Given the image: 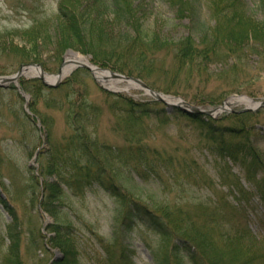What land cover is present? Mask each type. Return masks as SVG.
<instances>
[{
	"label": "rangeland",
	"instance_id": "rangeland-1",
	"mask_svg": "<svg viewBox=\"0 0 264 264\" xmlns=\"http://www.w3.org/2000/svg\"><path fill=\"white\" fill-rule=\"evenodd\" d=\"M58 1L0 0V43L7 45L11 41L9 34L4 32L5 29H26L37 21H41L42 24L37 22V25L48 27L54 34L52 26L56 18L54 15ZM97 1L103 6L99 7L98 20L94 13L91 15L96 18L92 23H101L103 31L113 39V45L119 50L123 48L129 37L132 40L133 36L138 34L133 32L143 26L147 33L146 37L149 36L148 41L137 39L134 41L135 47H141L148 42L143 48L152 46L155 49L153 52L147 51L146 55L147 58L152 55L158 66V69L149 71L151 79L155 81L156 89H161L160 91L168 95L180 96L208 109L217 107L224 99L234 95H248L254 100L264 98V63H257L258 55L253 52L234 65L231 58L204 57L202 54H196L192 62L187 61L186 67H178L177 61L180 57L174 55L172 41H177L188 34L197 41L201 31H213L217 23L231 15L228 8L226 12L221 10L218 15L220 20L215 21L216 3L212 2L213 0H186L193 9L183 15H178L174 7L176 5L166 0H133L137 8L132 15L139 21L138 24L130 26L137 27L132 28L134 31L130 32L126 24L112 14L111 9L116 8L112 5V0L110 3L106 0ZM239 2L236 3L244 10V17L250 16L253 23L255 19H261V11L255 6L254 0H239ZM63 3L77 5L78 2L63 0ZM55 35L57 36L56 33ZM70 50L86 56L94 64L91 53L68 48L59 54L54 44L49 42L41 51L42 62L46 65L45 71L50 74L56 73ZM9 59L14 60L9 58L8 53L7 55L0 53V67L4 66V71H0V74H11L18 69L20 64L15 62L16 60ZM127 60L130 61L128 58ZM33 75L32 70H27L20 78H32ZM108 80L109 84L98 81L89 69L76 66L61 78L59 84L64 83L62 86L43 91V94L36 98L23 89L19 81L17 84L11 81L0 85V181L7 186V189H4L0 182V195L5 198L4 192L10 193L12 197L10 203L20 219L21 231L19 228L18 230L21 235L19 248L22 264H48L50 259L63 257L70 250L73 251V243L77 244L80 257L88 264H105L102 257L107 255V251L100 243L99 237L105 240L111 239L112 230H122L123 226L118 216L124 205L104 187L94 183L87 186L82 194H71L69 189H64L66 194L62 195L63 203L58 205L57 200H54V204L57 208L68 212L61 222L64 223L63 227L68 231L69 236L65 231L61 232L62 245L46 248L39 241V234H43L44 237L53 236V231L47 230V227L51 225L54 217L45 210L40 212L38 199L35 203L28 201L30 183H34L36 193L40 191L39 170L43 164L51 163L53 146L63 147V140L65 141L67 134L72 131L71 114L77 113L93 135L115 145H121L124 137L131 136L116 127L119 119L121 125L123 119L127 120V115L113 111V106H106L110 104V98L106 94L103 97L99 89L118 92L135 100L148 102L152 99L156 100L144 89L132 86L124 80L110 76ZM163 87L167 90L162 89ZM18 89L23 90V93ZM85 100L103 104V107L98 112L92 108H83L84 110L79 112L75 108V103ZM159 102L167 106L164 102ZM246 105L245 102L234 100L230 106L233 109H241ZM256 112L258 114L252 126L254 132L248 136L228 139L223 149L218 148L219 145L209 139L199 136L190 126L184 124L183 119L180 123L171 120L164 126H157L159 122L156 119H146L150 128L159 127L155 133L146 138V142L164 150V154L169 156L170 160L160 163L157 162L159 157H151L152 164L157 162L158 171L155 173L158 176L142 162L135 161L140 167H146L150 173L142 177V180L136 174H133V178L120 175L118 177L120 185L128 189L132 197L160 208L166 207L175 211L181 209L185 211L187 219L192 220H199L200 210L209 212L214 206L217 207L214 209L217 213L219 206L214 199L227 195V198L241 207L233 208L225 205L227 210L231 209L230 217L235 219L246 211L252 224L250 229L256 232L264 221L263 192L254 189L256 184L254 181V184L244 183L245 192L240 193L234 187L233 193H230L222 175V172L223 174L228 172L227 179L234 182L236 178L240 180L243 167L245 168V164L255 156H259L264 161V107ZM177 125L181 126L180 130L177 129ZM70 152L73 156L77 153L73 150ZM189 171L193 172L197 182L193 183L185 179V173ZM201 176L202 182H199ZM46 178L54 182L56 175L49 173ZM37 180L39 183H36ZM9 219L10 215L0 201V264H3L9 255L10 240L5 234ZM44 237L41 238L42 243L45 242ZM117 237L120 238H116L115 245L123 241L132 250L129 256L133 264H152L151 248L169 243V238L161 235L150 224L136 218L133 219L131 228L119 233ZM113 251L117 256L115 253L118 254V248H113Z\"/></svg>",
	"mask_w": 264,
	"mask_h": 264
},
{
	"label": "trees",
	"instance_id": "trees-1",
	"mask_svg": "<svg viewBox=\"0 0 264 264\" xmlns=\"http://www.w3.org/2000/svg\"><path fill=\"white\" fill-rule=\"evenodd\" d=\"M110 1L106 0L108 3ZM166 1L176 5L174 7L178 15H183L193 9L186 0ZM77 2V5H74L73 3H63V0L58 1V8L54 15L56 18L52 26L54 34L48 27L43 25L45 27L43 28L37 25V22L41 21L35 22V25L26 29H5L4 32L9 34L11 41L9 44L7 43L8 46L0 43L1 55L8 53L9 58L16 60L15 62L18 64L37 61L45 67L41 51L46 44L52 42L59 54L68 48L91 53L93 62L123 73L140 76L151 86L156 87L149 71L158 69V66L152 55L149 58L146 55L147 51L153 52L155 49L152 46L143 48L144 44L148 42L141 47H135V40L148 41L149 36L146 37L147 33L143 26L139 29L130 27L138 24L139 21L132 15L134 9L137 8V5L133 4V0L111 1L112 5L116 6L111 9L113 10L112 14L126 24L128 31L132 32L134 31L132 28H134L136 30L133 33H138L133 36L132 40L129 37L121 50L113 45V39L103 31L101 23H92L100 17L98 11L99 7L103 5H99L97 0H77ZM212 2L216 3L214 15L217 18L215 21L220 20L218 15L221 10L226 12L228 8L231 15L217 23L213 31H201L197 41L191 34L172 41L174 55L180 57L177 61L178 67H186L187 61L192 62L196 54H202L204 57L231 58L234 65L253 52L258 55L257 63H264V0H254L255 6L261 11V19H255L254 23L250 16L244 17V10L236 3H240L239 0H213ZM218 5L220 6L218 7ZM93 13L97 16L96 18L91 17ZM240 16L242 17L239 19ZM132 54H134V59ZM0 68V71H4V66ZM137 68L139 69L137 70ZM19 82L21 87L29 91L35 98L41 96L43 91L57 89L64 84L47 86L36 77L19 78ZM162 89H166V87ZM99 91L103 97L106 94L110 98V104L106 106H113V111L127 115V120L123 119V126L119 119L117 121L119 124L116 127L131 136L124 137L121 145H115L93 135V132L87 128V124L77 113L71 114L72 131L67 134L65 141L63 140V147L53 146L51 163L43 164L39 170V175H41L40 191L36 193L34 183H30L29 203H35V200L38 199L40 212L45 210L54 217L51 225L47 227V230L53 231V236L44 237L40 233L41 244L46 248L52 245H62L61 232L65 231L69 236L68 231L63 227L64 223L61 222L68 212L57 208L54 200H57V204L61 205L63 203L62 195L66 194L64 189H69L71 194H82L87 186L96 183L112 193L124 205L118 216V220L123 226L122 230H112V240L99 237L100 243L107 251V255L102 257L105 264H133L129 256V252L132 250L123 241L115 245V240L120 238L117 237L119 233L131 228L134 218L150 224L161 235L169 238V243L151 248L152 264H264V221L260 224L262 228L259 227L256 232H252L250 229L252 224H250L246 211H244L245 214L241 213L240 217L235 219L230 217L231 211L229 210L231 209L227 210L225 205L233 206V208L240 206L227 198V195L214 199L219 206L217 213L214 212V209L217 208L214 206L209 212L200 210L199 220H192L187 219L185 211L181 209L175 211L166 207L160 208L130 196L128 189L122 187L118 181L120 175L133 178V174H136L142 180V177L150 173L146 167H140L135 161L142 162L153 174L158 176L155 173L158 171L156 163H165L164 161L170 160L169 156L164 154V150L146 142V138L158 130L157 126H164L171 120L180 123L183 119L184 124L190 126L199 136L209 139L218 144V148L223 149L224 143L228 139L248 136L254 132L252 126L258 112H224L214 118L205 114H189L177 107L168 111L161 102L154 99L148 102L123 96L118 92H109L103 89H99ZM102 107L103 104L86 100L75 103V108L79 112L84 110L83 108H92L98 112ZM148 118L156 119L159 124L154 129L150 128L146 121ZM177 129L180 130L181 126L177 125ZM137 135L138 137H135ZM72 150L77 152L74 156L70 152ZM151 157L160 159L152 164ZM259 172L262 174L260 175ZM49 173L56 175L54 182L46 178ZM191 174L192 177H190ZM228 174V172L224 174L222 172L223 180L227 182V190L230 193H233L234 187L240 193L246 191L244 183L241 182L242 177L246 182L254 184L255 181L254 189L261 190L264 198V161L259 156H255L253 160L245 164V168L243 167V171L240 172V180L236 178L233 182L227 179ZM184 177L187 181L197 182L192 171L185 173ZM0 182L3 188L7 189L6 184L3 181ZM39 182L36 181V183ZM199 182H202V176ZM4 193L5 198L0 195V201L10 215L5 227L10 247H8V258L3 264H22L19 248L21 242L20 219L17 213H14L10 203L12 201L10 193L8 191ZM42 237L45 240L43 243ZM73 246V251L70 250L67 255L64 254L63 257L53 260L51 264H88L80 257L77 244L73 243ZM115 247L118 248V254L115 253L117 256L113 251Z\"/></svg>",
	"mask_w": 264,
	"mask_h": 264
},
{
	"label": "water",
	"instance_id": "water-1",
	"mask_svg": "<svg viewBox=\"0 0 264 264\" xmlns=\"http://www.w3.org/2000/svg\"><path fill=\"white\" fill-rule=\"evenodd\" d=\"M64 62V61H63ZM62 62V63H63ZM80 65L89 68L92 72L93 69L86 63H80ZM31 67H37L40 69V73L38 74V77H40V79L47 85H55L57 83V79H55V82H51V81H47L44 78V70L43 67L40 63H22L19 68L12 74L9 75H0V85L5 84L6 82H10V81H17L18 77L27 69L31 68ZM96 69H101V70H108L110 76L112 77H116V78H120V79H124L128 82H133L138 84L141 88L148 90L150 93H152L157 99H160L162 101H164L165 103H167V105L169 106H179L181 109L188 111V112H194V113H207V114H211L214 115L215 113H218L219 111L225 109L228 110V108L225 106V102H223V104H221L218 107L212 108V109H204L201 108L200 106H197L195 104L189 103L184 99L178 98L176 102H171V101H167L165 100V98L161 95V93L159 91H156L154 89H152L147 83H145L143 80H141L140 78L134 76V75H125L122 73H118L115 72L109 68L106 67H100V66H95ZM94 73V72H93ZM61 74V69L58 70L57 72V76H60ZM263 106L264 105V99L263 100H259L255 109H257L259 106ZM243 109H252V107L250 106H246Z\"/></svg>",
	"mask_w": 264,
	"mask_h": 264
},
{
	"label": "bare ground",
	"instance_id": "bare-ground-1",
	"mask_svg": "<svg viewBox=\"0 0 264 264\" xmlns=\"http://www.w3.org/2000/svg\"><path fill=\"white\" fill-rule=\"evenodd\" d=\"M80 63H89V60L87 59L86 56H83L75 51L70 50L69 54L67 55L64 64L61 67V75L60 76H64L66 74H68L73 68H75V66H77ZM92 69L94 70V73L96 74V76L98 77L99 80H101L102 82H107L108 80V71H99L95 68V66L93 64H90ZM32 71L37 74L39 73V69L35 68L32 69ZM45 79L47 80H52L56 77V74H47L45 73L44 75ZM108 83V82H107ZM109 84V83H108ZM166 100H175V98L172 97H165ZM237 99L241 102H245L246 104H253L250 99L246 96H240V97H234V98H230V100H234Z\"/></svg>",
	"mask_w": 264,
	"mask_h": 264
}]
</instances>
